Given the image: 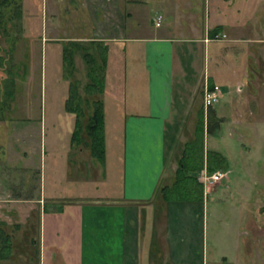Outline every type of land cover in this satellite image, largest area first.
I'll return each mask as SVG.
<instances>
[{"label":"crops","instance_id":"0c3cea01","mask_svg":"<svg viewBox=\"0 0 264 264\" xmlns=\"http://www.w3.org/2000/svg\"><path fill=\"white\" fill-rule=\"evenodd\" d=\"M60 3L63 14L72 13L75 20H81V14L87 12L95 22L92 32L57 35L77 47L70 53L72 82L75 79L77 86L74 98L79 102L75 107L77 113L70 112L72 125L64 131L60 122L66 116H55L60 122L52 129L54 135L49 140L50 147L56 148L52 156L58 159L52 163V180H47L46 163L43 166L46 138L43 139L42 128L36 131V135L40 134V164L35 162L30 125L13 120L14 125H8L5 131L0 129V221L8 225L14 239L22 240L24 249L31 243H39L41 264L45 260L46 264H59L63 260L67 264H191V257L186 256L191 249L192 218L202 215V203L213 189L201 179L211 150L206 133H217L223 119L233 116L230 109L236 108L229 84H226L229 98L219 100L224 95L220 80L227 79L221 75L225 76L229 69L236 73L237 68H223L215 42H247L252 47L255 41L251 38H264L257 26L256 3L254 0H60ZM211 6L215 7L213 12ZM199 42L216 57L208 69L205 66L202 69L200 58L195 59L194 55L201 53ZM87 43L90 48L96 44L110 46L119 54V64L125 66L121 74L119 69L109 66L110 75L113 70L116 75L104 78L100 94L82 92L83 85L85 88L91 82L84 53L93 51L85 46ZM82 45L84 49L79 51ZM236 48L242 52L241 47ZM76 54L82 55L86 62V79L81 83L75 70L78 68L74 67L78 65ZM215 85L220 87L218 100L207 101L206 92ZM242 89L243 85L236 82V91ZM97 98L102 99L105 117L103 161L94 155L89 137V121ZM209 117L219 122L211 131ZM172 118L182 119L181 125L172 123ZM188 118L193 123L185 133L193 136L186 140L179 156L171 159L167 156L166 135L172 130L173 134L182 132ZM230 123L235 126L238 122ZM199 133L203 135V166L194 165L184 179L178 177L186 143ZM60 147H65L64 155L58 154ZM69 151L73 152L71 156ZM96 161L100 175L95 173L99 168ZM31 180L36 181L35 195L30 188ZM48 181L60 184L48 185ZM17 182L20 183L15 185ZM68 186L72 188L70 192ZM33 212L38 217V237L32 233ZM199 230L202 238V224ZM18 249L21 251L20 246Z\"/></svg>","mask_w":264,"mask_h":264},{"label":"rangeland","instance_id":"374dc122","mask_svg":"<svg viewBox=\"0 0 264 264\" xmlns=\"http://www.w3.org/2000/svg\"><path fill=\"white\" fill-rule=\"evenodd\" d=\"M21 1V17L14 20L9 19L8 22L0 25V56L3 57V59L0 58V102L4 95L2 89L5 78L8 77L10 87L14 90V100L10 101L3 114L0 112V129L5 131L8 125H14L13 120L19 124L30 125L33 129L35 162L40 164L41 156L38 151L40 134L36 135V131L42 128L43 139L46 138L43 141L46 150L42 153L43 166L46 163L47 180H52L50 176L52 163L58 159L52 156L56 148L50 147L51 141L49 143V140L52 129L60 122L55 116L58 118L60 114L66 116L64 122H60L64 131L72 125L69 115L70 112L77 113L75 107L79 104L78 99L71 95L72 86L74 88L77 86L75 79V82L74 80L72 82L73 66L71 67L67 61V57H72L69 52L75 45L72 41L68 44L66 39L62 41L57 35L67 34L66 36H69L72 31L92 32L95 22L91 20L92 16L87 12L81 14V20H75L72 13L63 14L61 12L63 5L60 0ZM261 2L262 0H254L257 26L260 34H264V5L263 3L261 5ZM9 9L7 11L13 14L14 4ZM214 10L215 7L211 6L210 12ZM62 11L65 12L64 9ZM151 27L155 30L153 24ZM250 40L255 41L252 47V44L247 46V42L244 44L242 42L233 44L228 40L215 42V45L218 43L215 49L218 51L220 63L224 64L223 68L226 66L237 68L236 73L233 69H229L230 72H225V76L221 75L227 79L220 80L219 84H221L224 95L219 100L229 98L226 89V84H229L233 89L232 97L236 108L230 109L233 116L223 119L217 133H206L208 147L218 150L226 157L227 166L218 168L225 170L226 176L209 184L213 189L207 192L205 202L202 203L203 207L201 206L200 211L202 215L192 218L191 249L186 256L191 257V264H264V38H251ZM211 45H214V42ZM237 45L242 48L241 53L239 52L241 49H235ZM85 46L98 55L93 72L98 79H109L112 74L116 75L114 70L110 75V65L119 69V74L125 69L122 63L119 64V54L111 50L110 46L102 47L96 44L90 48L88 43ZM199 46L202 47L201 53L194 55L195 59L200 58L198 61L201 62L202 69L204 66L208 69L209 63L216 62V57H213V52L209 47L205 49L201 42ZM75 48L77 50V47ZM79 49L82 51L83 45ZM234 49L236 52L233 53ZM248 49L250 52L247 51ZM101 52L104 54V60L99 58ZM224 53H228L227 56ZM76 56H78L76 58L78 65L74 64V67L78 68L75 70L81 83L86 79V62L81 57L82 55L76 54ZM109 59L111 62L108 64ZM103 61L105 64H101ZM140 62L141 60L138 63ZM7 68H10L12 73H9ZM227 74H230L231 79L227 77ZM130 78L128 74V79ZM133 78L137 77L133 75ZM177 78H180V75ZM236 82L243 85L239 93L236 91ZM82 92L88 95L84 85ZM9 116L15 118L7 120ZM23 116L28 117L24 120ZM214 120L218 122L216 118L209 117L208 124ZM231 120H236L239 125L237 123L232 126ZM171 122L181 125L182 119L172 118ZM191 123L193 120L188 118L182 132L173 134L172 130L167 133V156L169 158H177L186 140L193 136L185 133L187 126ZM64 137L66 145L68 135ZM64 148L60 147L58 154L64 155L66 153V150H62ZM72 154L73 152L69 151V156ZM95 164L98 165V162L96 161ZM98 166L95 173L100 175V165ZM110 169L111 167H108V171ZM18 183L20 182L15 185ZM35 183V180L30 181L31 190L35 189ZM47 184L55 185L60 182L48 181ZM66 188L69 192L72 190L69 186ZM98 189L101 188L97 187ZM33 195H35V190ZM36 216L33 212L30 221L32 233L37 236L38 217ZM200 224L203 226L202 238L199 230ZM38 245L39 243H31L27 249L25 248L26 250L22 246L21 251L18 247L9 256L10 258L0 259V264H41ZM202 257H205L204 261ZM46 262L45 260L43 264ZM59 264L67 263L63 260Z\"/></svg>","mask_w":264,"mask_h":264},{"label":"trees","instance_id":"16d2710c","mask_svg":"<svg viewBox=\"0 0 264 264\" xmlns=\"http://www.w3.org/2000/svg\"><path fill=\"white\" fill-rule=\"evenodd\" d=\"M12 4H14V9L13 14H10L7 9H9ZM21 4V0H0V25H2L3 23L5 24L6 22H8L9 19L14 20L15 18H20L22 15ZM7 34H9L8 31ZM69 53H71V51ZM84 55L87 58L89 74L91 77V82L87 84L86 90L91 93H96V91H98L96 94L101 93L104 89V78L98 79V77L93 74L96 68V57L98 55H95L94 53H91L88 50L85 51ZM100 55L101 56L99 58H102L101 60H104L105 58L103 52H101ZM0 58L3 59V57L1 56ZM67 61L69 64H71L72 67V58L67 57ZM104 62L105 61L101 62V64H104ZM7 71L9 73H12L10 68H7ZM2 91L4 92V95L2 101L0 102V112L3 114L5 108L10 104V101L14 99V90L10 87L8 77L4 79V87ZM72 92L73 93L71 95H77L76 87L74 88L72 86ZM104 118L105 117L102 99L97 98L94 100L93 113L89 121V137L91 149L94 155L101 161L104 160ZM203 124L204 119L202 127ZM216 124L218 123H216L215 120L214 122H211V124H209V130L211 131L212 127ZM202 136L203 135H200L199 133L195 136L194 139H191L186 143L184 154L180 161V167L177 170L178 177L182 176V178L184 179V175L188 174L192 169L191 167L194 165H198V168L203 166L204 157L202 153ZM207 159V169L209 172H212L213 170H216L218 168H225L227 166L226 157L217 150H208ZM21 244L22 240L20 241L19 239H14L12 232H10V230L8 229V225L3 221H0V259L10 258L9 256L13 253L15 249H17L19 246L22 247Z\"/></svg>","mask_w":264,"mask_h":264},{"label":"built area","instance_id":"2783aa9c","mask_svg":"<svg viewBox=\"0 0 264 264\" xmlns=\"http://www.w3.org/2000/svg\"><path fill=\"white\" fill-rule=\"evenodd\" d=\"M219 95H220V87L218 85H215L214 89L207 90L206 100L216 101L218 100ZM224 176H226L225 170L216 169L213 170L212 172H209L207 169H205L201 175V179L204 181L205 184H210L220 180Z\"/></svg>","mask_w":264,"mask_h":264}]
</instances>
